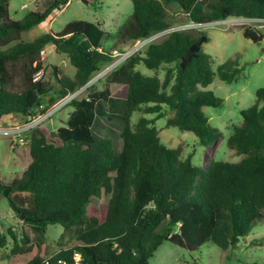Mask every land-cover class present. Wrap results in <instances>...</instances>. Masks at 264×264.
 Here are the masks:
<instances>
[{
    "label": "trees",
    "instance_id": "1",
    "mask_svg": "<svg viewBox=\"0 0 264 264\" xmlns=\"http://www.w3.org/2000/svg\"><path fill=\"white\" fill-rule=\"evenodd\" d=\"M68 1H50L44 10L17 20L10 16L9 1L0 0V123L26 120L42 104L50 107L86 85L114 61V51L123 52L125 46L170 27L171 5L202 24L232 16L264 19V0H132L133 13L109 48L104 45L109 34L83 19L32 41L20 40L23 32L52 18ZM244 29L247 38L264 40V31ZM204 34L180 30L150 43L112 70L104 88L90 91L95 83L87 97L72 101L66 125L55 132L42 125L28 135L26 145L14 146L19 155L27 152L25 168L10 182L0 178V198L9 200L20 219L22 237L12 229L0 233V248L11 237L12 254L23 255L21 264L72 263L76 253L83 264H150L164 241L190 250L212 241L229 251L264 220V86L257 90L256 102L241 111L243 121L227 139L229 148L243 155L238 162L213 159L197 166L192 155L183 158L181 146L167 147L155 124L168 108L173 114L167 126L194 132L204 146L220 139L222 132L204 107H220L223 99L200 88L213 82L211 55L201 49L181 66L187 50ZM48 44L68 56L76 68L73 77L54 66V84L34 79L44 68L41 51ZM18 62L22 89L11 87ZM163 64L168 65L163 77L139 69L143 65L156 72ZM241 71L238 56L218 67L220 78L229 83ZM116 99L125 104L119 152L111 139H98L92 131L97 116L106 114L101 101ZM135 111L155 117L143 116L132 124ZM50 224L79 230L46 257V244L33 242L26 232H45Z\"/></svg>",
    "mask_w": 264,
    "mask_h": 264
},
{
    "label": "rangeland",
    "instance_id": "2",
    "mask_svg": "<svg viewBox=\"0 0 264 264\" xmlns=\"http://www.w3.org/2000/svg\"><path fill=\"white\" fill-rule=\"evenodd\" d=\"M9 13L13 19H22L32 11H41L53 0H8ZM134 7L132 0H69L52 17L41 24L22 33V41H32L47 32L61 31L64 26L76 19H83L99 24L100 27L109 34V38L104 41V45L109 48L115 43V35L120 26L133 13ZM168 12L172 26L188 24L190 21L186 13L179 10L177 5L168 7ZM251 27L249 24H242L238 20L230 21L225 24L210 25L204 29L208 38L204 42L202 49L212 57V69L214 71L213 82L203 90H210L223 99L220 107L205 106L204 111L210 117V122L222 132L220 139L212 146H204L200 143L196 134L192 131L182 130L177 126H167V120L173 112L167 108V115L156 120V126L160 129L162 142L167 147H182V156L186 158L192 155V161L197 166H206L211 160H225L238 162L243 155H237L227 144V139L233 132V127L241 124L243 117L241 111L252 106L256 102L257 90L264 86V40L255 42L244 35V28ZM256 27L264 31V26L258 24ZM158 41V40H157ZM11 43L10 45L16 43ZM138 42H133L125 46L123 52L114 51L116 55L113 69L120 66L127 57L124 52L133 51L132 55L142 52L146 45L139 47ZM9 47V45L7 46ZM6 48V47H4ZM45 53L41 52L43 62V80L54 84V66H57L62 73L73 77L76 68L70 62L68 56L58 52L54 44H49L44 48ZM239 57L242 71L237 80L226 82L218 74V67L230 58ZM17 64V71H14L11 87L14 89L23 88V80L20 75L21 62ZM36 65V64H34ZM108 65L101 67L103 69ZM13 66V65H12ZM168 68L163 64L159 71L146 68L143 65L139 69L147 75L157 74L164 76ZM14 70H16L14 68ZM111 72V71H110ZM109 72V73H110ZM107 77V76H106ZM105 78L96 82L95 87L102 89L105 87ZM85 94L83 97H87ZM82 98V97H80ZM79 98V99H80ZM100 108L106 114L97 116L92 131L96 138H109L113 141L116 152L121 151L122 138L121 131L125 125V104L122 99L114 101H101ZM73 110L72 105H68L53 114L44 125L52 131H56L59 126L66 125ZM146 116L151 119L155 117L152 113H142L135 111L131 116V123L136 124L138 120ZM19 122H21L19 120ZM3 124H11L10 121H3ZM1 125V124H0ZM8 126V125H2ZM23 145H26L23 144ZM18 145V146H23ZM27 152L24 150L21 155L14 150L11 137L0 135V178L5 182H10L14 177L25 168ZM25 160V162H24ZM20 219L12 212L9 200L5 197L0 198V233L8 234L12 229L22 237V225ZM82 226V225H81ZM79 226L65 229L63 226L50 224L45 232H37L27 228V234L33 242L43 241L46 244V257L57 253L73 237L78 234ZM13 240L8 237L7 244L0 248V264H21L23 255L12 254ZM264 264V220H261L253 230L245 237L241 238L240 243L234 249L225 251L214 242L208 241L196 250H190L171 241H164L150 259V264Z\"/></svg>",
    "mask_w": 264,
    "mask_h": 264
},
{
    "label": "built area",
    "instance_id": "3",
    "mask_svg": "<svg viewBox=\"0 0 264 264\" xmlns=\"http://www.w3.org/2000/svg\"><path fill=\"white\" fill-rule=\"evenodd\" d=\"M68 4V3H67ZM234 20L240 21L242 24H249L253 29H259L256 27L258 24H261V26H264V19L262 18H253V17H245V16H232L226 19L216 20L208 23H197L194 21H189L188 24L180 25V26H170L164 30H161L159 32L154 33L153 35L138 40L139 47H142L144 45H149L152 42H158L163 40L165 37H167L170 33L174 31H180V30H188V29H204L210 25H216V24H225L228 22H232ZM158 40V41H157ZM43 54L45 53V50L41 51ZM133 51H126L124 52V57L129 58L132 56ZM116 56V55H115ZM114 60L109 65H107L104 69H102L100 72L96 73L91 80L84 86H82L80 89L69 93L65 97L58 100L56 103H54L50 107H45L44 104L40 106V108L35 111L34 114L29 116L26 120H22L21 122L17 123H11V124H3L0 123V135H8L11 137L12 145L18 146L23 145L28 142V135H30L35 129L39 128L40 126L44 125L49 119L52 118L53 114H55L57 111L61 110L62 108L68 106L72 101L75 99H79L80 97L83 98L85 94H87L89 88L95 84L96 82L100 81L102 78H105L110 71L113 69V65L115 64ZM42 78V73L39 71L35 75V80H39ZM2 125H8V126H2ZM44 264H51L49 262H45ZM56 264H83L82 256L80 253H76L74 256V261L72 263H68L65 260H59Z\"/></svg>",
    "mask_w": 264,
    "mask_h": 264
},
{
    "label": "water",
    "instance_id": "4",
    "mask_svg": "<svg viewBox=\"0 0 264 264\" xmlns=\"http://www.w3.org/2000/svg\"><path fill=\"white\" fill-rule=\"evenodd\" d=\"M87 3V0H84ZM208 40L206 35H202V37L197 40L194 44L190 46V48L187 50L186 55L183 57L181 66L184 67L191 58L198 55V52L202 49V46L204 42Z\"/></svg>",
    "mask_w": 264,
    "mask_h": 264
},
{
    "label": "crops",
    "instance_id": "5",
    "mask_svg": "<svg viewBox=\"0 0 264 264\" xmlns=\"http://www.w3.org/2000/svg\"><path fill=\"white\" fill-rule=\"evenodd\" d=\"M48 45H49V44H48ZM48 45H47V46H48ZM47 46H46V47H47ZM46 47H45V48H46ZM55 49H56V48H55ZM145 74H146V73H145ZM17 122H19V120H18L17 118H15L11 123H17Z\"/></svg>",
    "mask_w": 264,
    "mask_h": 264
}]
</instances>
